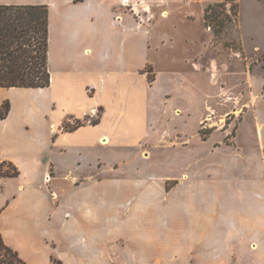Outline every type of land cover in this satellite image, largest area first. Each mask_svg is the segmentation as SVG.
Masks as SVG:
<instances>
[{
    "label": "crops",
    "instance_id": "obj_1",
    "mask_svg": "<svg viewBox=\"0 0 264 264\" xmlns=\"http://www.w3.org/2000/svg\"><path fill=\"white\" fill-rule=\"evenodd\" d=\"M125 3L0 0V5L48 7L50 74L46 88H0V107L10 102L6 118L0 119V163L19 172L15 178H0V184L21 181L15 195L4 200L0 195L4 244L27 264H103L108 247L123 242L119 232L125 229L142 247L141 258L153 256L157 264H264V163L258 175H230L229 163L218 167L197 158L183 173V190L168 192L139 173H116L113 183L119 187L108 190L98 170L91 172L92 166L102 165L108 149L133 147L149 134L150 103L139 90V81L145 82L142 65L133 67L125 46L105 37L109 20L129 19L120 10ZM127 51L132 55L133 48ZM32 96L45 99L47 109L29 104ZM95 109H100L97 123L64 130L67 122L82 121ZM238 130L232 143L213 144L211 152L221 147L242 150ZM258 147L264 158L262 135ZM61 159L73 165L66 174L71 190L40 193L35 184L54 181ZM241 159L244 168L248 164ZM124 185L132 188L124 190ZM158 197L168 205L161 208Z\"/></svg>",
    "mask_w": 264,
    "mask_h": 264
},
{
    "label": "rangeland",
    "instance_id": "obj_2",
    "mask_svg": "<svg viewBox=\"0 0 264 264\" xmlns=\"http://www.w3.org/2000/svg\"><path fill=\"white\" fill-rule=\"evenodd\" d=\"M222 1L125 0L120 10L146 36L135 31L129 19L119 23L117 19L109 20L105 37L125 46L124 55L130 56L133 67L142 65L140 75L145 82L139 81V90L149 99L150 127L143 142L136 144L130 138L133 147L108 149L102 165L92 166L91 172L98 170L108 190L115 188L116 173L150 176L155 187L165 192L183 190V173L197 158L211 160L218 167L229 163L226 173L230 175L244 172L255 176L263 170L264 158L258 145L260 135L264 141V4L262 0H233L239 6L238 30L230 26L221 39L215 40L204 25L203 11L207 5ZM98 23L103 31V22ZM131 47L132 55L127 51ZM27 102L44 109L48 106L40 97L32 96ZM99 114L80 121L81 125L97 119ZM66 124L69 129L76 125L73 120ZM237 128L236 141L245 145L242 150L221 147L211 152L213 144L232 143ZM94 153L88 160L96 156ZM241 156L249 167L243 168ZM58 164L59 175L54 181L35 184L40 193L48 189L66 194L71 190V178L66 174L73 171V165L63 159ZM20 182L11 179L1 183L2 200L15 195ZM162 199L157 198L161 208L168 205ZM119 234L123 242L108 247L103 264H157L153 256L141 258L142 247L127 230ZM180 262L167 260L160 264Z\"/></svg>",
    "mask_w": 264,
    "mask_h": 264
},
{
    "label": "trees",
    "instance_id": "obj_3",
    "mask_svg": "<svg viewBox=\"0 0 264 264\" xmlns=\"http://www.w3.org/2000/svg\"><path fill=\"white\" fill-rule=\"evenodd\" d=\"M262 2L264 4V0ZM238 13V3L233 0L209 4L203 11L204 25L210 28L214 39L219 40L228 27L233 26L238 30ZM47 51L46 5H0V88L48 87ZM9 109V102H4L0 107V119L6 118ZM97 119L90 120L88 124L97 123ZM84 120H88V117ZM79 126L81 123L77 121L74 127L69 129L65 126L64 130L73 131ZM18 175L16 167L7 162L0 163V178ZM53 263L62 264L57 260H53ZM0 264H27L16 251L4 244L1 236Z\"/></svg>",
    "mask_w": 264,
    "mask_h": 264
},
{
    "label": "built area",
    "instance_id": "obj_4",
    "mask_svg": "<svg viewBox=\"0 0 264 264\" xmlns=\"http://www.w3.org/2000/svg\"><path fill=\"white\" fill-rule=\"evenodd\" d=\"M98 113V109L93 110L90 116H87L88 118H92L94 115Z\"/></svg>",
    "mask_w": 264,
    "mask_h": 264
},
{
    "label": "bare ground",
    "instance_id": "obj_5",
    "mask_svg": "<svg viewBox=\"0 0 264 264\" xmlns=\"http://www.w3.org/2000/svg\"><path fill=\"white\" fill-rule=\"evenodd\" d=\"M105 144V143H104Z\"/></svg>",
    "mask_w": 264,
    "mask_h": 264
}]
</instances>
